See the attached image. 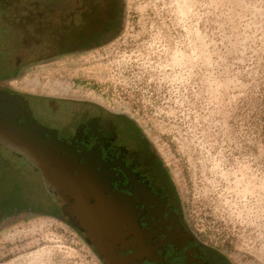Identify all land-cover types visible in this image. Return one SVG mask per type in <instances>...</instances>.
<instances>
[{
	"label": "rangeland",
	"instance_id": "obj_1",
	"mask_svg": "<svg viewBox=\"0 0 264 264\" xmlns=\"http://www.w3.org/2000/svg\"><path fill=\"white\" fill-rule=\"evenodd\" d=\"M47 1L0 5L8 86L129 117L169 169L193 229L236 264H264V0H125L116 35L65 54L52 53L48 20L27 22L28 36L10 25ZM0 173L9 177L0 196L16 188L22 207L38 209L0 229V264H102L38 174L1 146Z\"/></svg>",
	"mask_w": 264,
	"mask_h": 264
},
{
	"label": "flooded vegetation",
	"instance_id": "obj_2",
	"mask_svg": "<svg viewBox=\"0 0 264 264\" xmlns=\"http://www.w3.org/2000/svg\"><path fill=\"white\" fill-rule=\"evenodd\" d=\"M96 43L99 39L90 44ZM8 82L0 74V88L23 95L31 118L56 138L74 143L76 152L84 157L79 162L87 171L108 178L111 191L125 197L128 221L123 225L128 232L111 246L112 264H236L230 254L193 229L169 169L133 120L88 102L32 97L9 87ZM12 191L0 196V229L38 214L35 206L22 207L21 195L14 196ZM58 217L71 225L98 256L84 232L66 214L58 211ZM99 259L105 264L103 258Z\"/></svg>",
	"mask_w": 264,
	"mask_h": 264
},
{
	"label": "water",
	"instance_id": "obj_3",
	"mask_svg": "<svg viewBox=\"0 0 264 264\" xmlns=\"http://www.w3.org/2000/svg\"><path fill=\"white\" fill-rule=\"evenodd\" d=\"M31 117L23 95L0 88V146L38 172L45 193L84 232L104 263L112 264L111 246L128 232L125 197L111 191L108 178L87 171L74 143L56 138Z\"/></svg>",
	"mask_w": 264,
	"mask_h": 264
},
{
	"label": "trees",
	"instance_id": "obj_4",
	"mask_svg": "<svg viewBox=\"0 0 264 264\" xmlns=\"http://www.w3.org/2000/svg\"><path fill=\"white\" fill-rule=\"evenodd\" d=\"M13 2L16 0H1L0 5L8 6V9ZM37 6L33 10L28 8L26 15L18 16L16 21L13 20L18 13H14L16 16L10 13L14 17H11L10 25L14 30L18 27L22 30L27 22L32 21L45 25L48 20L55 24L45 37L54 42L49 46L54 54L87 49L92 47L91 42L95 43L98 39L99 43L93 44V47L103 44L120 31L125 14V0H48L42 7ZM23 34L28 36L27 32V35ZM38 37H43L39 31L34 38ZM8 178L5 173H0L3 184L8 183Z\"/></svg>",
	"mask_w": 264,
	"mask_h": 264
}]
</instances>
